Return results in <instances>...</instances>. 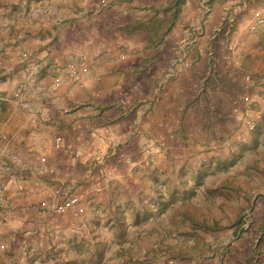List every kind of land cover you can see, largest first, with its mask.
<instances>
[{
  "label": "crops",
  "instance_id": "crops-1",
  "mask_svg": "<svg viewBox=\"0 0 264 264\" xmlns=\"http://www.w3.org/2000/svg\"><path fill=\"white\" fill-rule=\"evenodd\" d=\"M98 1L5 0L0 8L11 13L0 46V240L8 239L0 264H54L58 239L146 228L134 211L162 209L168 195L213 193L216 183L200 187L212 178L201 164L228 165L233 145L254 168L243 175L252 184L238 182L237 202L260 193L255 206L264 211V23L256 21L264 0ZM216 64L224 66L218 79ZM148 144L159 150L145 153ZM186 176L194 185H183ZM56 189L77 202L54 211ZM209 224L189 219L182 228L194 243ZM243 225L211 251L210 264H242L250 246L249 264H264L263 219ZM180 254L186 264L198 258L186 247Z\"/></svg>",
  "mask_w": 264,
  "mask_h": 264
},
{
  "label": "rangeland",
  "instance_id": "rangeland-1",
  "mask_svg": "<svg viewBox=\"0 0 264 264\" xmlns=\"http://www.w3.org/2000/svg\"><path fill=\"white\" fill-rule=\"evenodd\" d=\"M4 1L5 0H0V8L5 7L6 3H4ZM10 15L11 13L5 16L3 10L0 9V46L6 33L5 28L7 27V21L5 18L11 19ZM12 20L17 21V17L12 18ZM236 68L238 67H234V72ZM223 70L224 66L216 64L214 73L217 79L219 78L217 75H223ZM250 73L253 72L247 71L243 75H250ZM257 86L259 85L252 87V92L255 95L257 91H259V89L255 88ZM234 92H237V89ZM244 131L247 132V130ZM232 148V153H237V156L233 159V162L229 161L228 165H214L213 168H208L205 164L204 166L201 164L202 170L211 174L212 178L208 179L203 176L200 187H204L206 184L214 185L216 183L217 189L213 193L205 192L203 189L199 188V190L190 195L181 193L174 195V198L183 195V199L178 198L171 201V195H168L166 198L163 196L165 199V206L162 209L149 206L151 214L145 218L147 224L150 225H146L149 232L144 233L143 230L146 229L145 226L138 225L132 228L133 233H131L130 236L118 238L115 234L113 235L110 227H100L99 233L101 236L98 247L103 249V255L98 264H166L168 261H179L181 264H186L188 258L180 254L185 247L189 249V251H198V258H195V262L193 259L192 264H210L211 251L228 246L229 242H227V240L230 238L229 236H235L238 230L244 228V225L241 226L242 222L248 221V228H250L251 225L254 227V222H258V220L263 219L264 221V211L261 212L260 209L255 206L256 199L261 196L260 193L255 194L252 204L249 203L252 194H248V204H240L237 202L239 197L238 182L242 181L247 184H252L253 177L251 178L249 175L243 177L247 172V165H249V163L245 161L246 157L242 158V155L238 154L239 148L236 147V145H233ZM240 151H243L241 147ZM253 151L254 149L250 148L249 151L247 150V154ZM225 153L226 150L224 154ZM227 154L229 155L230 151L227 152ZM244 163L245 172L242 171ZM249 167L254 170L252 164H250ZM186 171H188V168L183 171L182 174L184 173L185 175ZM183 185L192 186L194 185V180L186 176ZM226 188L231 192L226 190ZM190 199H193V202H191ZM124 214L126 217L131 213L125 211ZM189 219H196L200 224H204L205 222L211 223V221H213V224H209L212 229H208L209 232H207L200 228L199 240L191 243L190 240L192 236L189 235L188 232H183L185 228H182V226L185 225V220ZM179 229L182 230L178 231ZM243 231L244 230H240L239 235ZM251 231L253 232L251 237L250 233L247 234L249 235V239H252L251 245H253L257 233L253 230ZM180 235L184 236L181 240H179ZM58 237L60 236L58 235ZM211 240L213 247L209 245L207 247V243ZM57 241L53 245L55 247L53 251L54 257H56L54 264H64L66 260L70 261L77 259L76 255L81 252L83 253V250L87 248L85 243L81 246L79 242L73 244L63 239H58ZM253 254V248L250 246L247 253L241 258L242 264H249V259ZM236 258L232 259L233 262H236L234 261L237 260ZM259 258L261 257H258V259ZM236 263L238 264V262Z\"/></svg>",
  "mask_w": 264,
  "mask_h": 264
},
{
  "label": "trees",
  "instance_id": "trees-1",
  "mask_svg": "<svg viewBox=\"0 0 264 264\" xmlns=\"http://www.w3.org/2000/svg\"><path fill=\"white\" fill-rule=\"evenodd\" d=\"M153 202V201H152ZM158 202L156 205H163L162 199H157L154 201V203ZM151 214V211L148 209H142V210H137L136 212L134 211V221L138 222L139 219L143 217H148V215ZM142 215V217H141ZM115 228L117 229L118 233L120 235L123 234V227L121 223L118 220H115L114 223ZM98 232L91 231V234L89 236L81 237V238H73L70 241H67L68 243H78L79 245L83 246L85 243L87 248L83 250V253H79L76 255L77 259H73L70 261H64V264H98L99 260H101L102 255H103V249L98 247L99 244V235L97 234ZM123 264H128V263H123Z\"/></svg>",
  "mask_w": 264,
  "mask_h": 264
},
{
  "label": "built area",
  "instance_id": "built-area-1",
  "mask_svg": "<svg viewBox=\"0 0 264 264\" xmlns=\"http://www.w3.org/2000/svg\"><path fill=\"white\" fill-rule=\"evenodd\" d=\"M99 5L100 6H103L105 5L107 2L106 0H99L98 1ZM257 23H264V13L260 14L257 19H256ZM83 70H85L83 68ZM69 73L72 77H75L78 75L79 73V69L74 66V65H70L69 66ZM245 78L247 80H250L251 76L249 74L245 75ZM243 99L245 101H249V96L245 95L243 97ZM247 124L249 125V127H253L254 126V123L251 122V121H247ZM57 140H59V137H57ZM58 144V143H57ZM158 147H155L154 145L152 144H148L146 145L144 148H143V151L145 153H150L152 151H158ZM44 157H41L40 158V161L41 162H44ZM43 170H46L45 168H42ZM53 194L57 197L58 200H56L55 202L52 203L51 205V209H53L54 211H57V212H64L65 210H67L69 207H71L72 205H74L76 202H77V197L76 196H67L66 193H63V191H60V190H55L53 192ZM66 195V196H65ZM40 206L42 207H46V202L45 201H41L40 202ZM7 243H8V239H1L0 240V251H3L6 246H7Z\"/></svg>",
  "mask_w": 264,
  "mask_h": 264
}]
</instances>
